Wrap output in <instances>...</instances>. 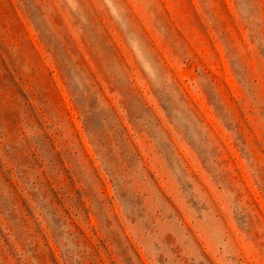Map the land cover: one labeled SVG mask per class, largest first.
<instances>
[{"label":"rangeland","instance_id":"obj_1","mask_svg":"<svg viewBox=\"0 0 264 264\" xmlns=\"http://www.w3.org/2000/svg\"><path fill=\"white\" fill-rule=\"evenodd\" d=\"M0 264H264V0H0Z\"/></svg>","mask_w":264,"mask_h":264}]
</instances>
